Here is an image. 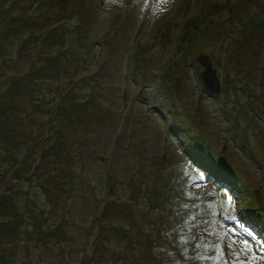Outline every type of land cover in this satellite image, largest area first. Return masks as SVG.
Wrapping results in <instances>:
<instances>
[{
	"label": "rangeland",
	"instance_id": "1",
	"mask_svg": "<svg viewBox=\"0 0 264 264\" xmlns=\"http://www.w3.org/2000/svg\"><path fill=\"white\" fill-rule=\"evenodd\" d=\"M0 11V195L45 229L0 239L15 244L13 264H131L128 239L147 231L167 243L164 264H264V0H0ZM201 53L218 94L201 85ZM58 128L65 154L45 166ZM66 170L82 182L71 192ZM166 203L182 217L161 236ZM101 223L119 230L104 241L113 255L94 252Z\"/></svg>",
	"mask_w": 264,
	"mask_h": 264
},
{
	"label": "trees",
	"instance_id": "2",
	"mask_svg": "<svg viewBox=\"0 0 264 264\" xmlns=\"http://www.w3.org/2000/svg\"><path fill=\"white\" fill-rule=\"evenodd\" d=\"M8 8H9V6H8ZM7 13H8V11H7ZM0 14H2V11H0ZM15 17H16V14L7 15L6 13H5V16H4V18L6 20H11L12 18H15ZM56 28H59V27H56ZM63 52H67V50H65ZM64 98H65V96L62 97V98H58L57 99V100H59L58 103L61 102ZM79 105H81V104H79ZM57 106L58 105L56 104L55 108H57ZM60 107L62 108L61 109L62 112H64V113H68L69 112V105L68 104H64V105L61 104ZM0 112H1L0 121H6V120L8 121L7 116L4 115L5 112L3 111V109L1 107H0ZM55 112L57 113L58 109H56ZM65 121L67 122L68 120L65 119ZM80 123H81V126H82V122H80ZM70 126L72 128L73 125H70ZM76 126H80V125H76ZM59 132L60 133L62 132L59 128L55 132L52 131L51 133H53V134L51 135V139H52L51 143L48 146L45 145L44 147L41 148V150H45V151H42V152H46V150L50 151L49 154L53 157V158H51L53 160V162L52 161H48L47 163H45V166L46 165L49 166V165L52 164V167H53V165L56 164L57 159L61 158L62 157L61 154L64 153V149H65L66 146H64V143L60 140V138H58V139L55 138L57 136V134L59 136ZM87 132L91 133L90 130L87 131ZM1 139L2 138L0 137V146L2 148H4V146H7V145L5 144V141L1 140ZM8 151L9 150H6V152H8ZM67 154L68 153H66V155ZM10 155H12V153H10ZM20 161H24V159L20 158ZM39 162H40L39 164H41V160H39ZM59 162L61 164V160H59L57 162V164ZM43 165H44V163H43ZM55 168H57V167H55ZM34 170H36V169L33 168V172H34ZM59 170H61V169H59ZM66 171H64V172H66ZM66 174L68 175V179L70 180V187H69L68 184H65L63 186V188H62V190L64 192H71V190H73L72 185H74L73 184L74 180H75L76 183L82 184V182L77 177H75L72 173L70 175L69 171H67ZM47 176H50V177L53 178V175L50 174V173ZM44 181H48V179H46V180L44 179L43 182ZM76 190L77 191L81 190L82 193H85V189L84 188L83 189L82 188H77ZM8 197H9L8 193L6 195H3V196L0 195V213H2V215L7 216V218L5 220L0 221V239L8 238V240L13 241V240H18L19 238H25L24 237L25 235H26L27 238H32L33 234L35 236H38V237L45 236V229L41 228L39 220L35 217L37 212L34 211V209H30L25 214L22 211L21 207H19V205H17L15 203L16 196L15 195L13 196V194H12V195H10L9 199H8ZM108 202H106V203L104 202L103 204H105V205L106 204H110V205L112 204L113 206L116 205V204L113 203V200H109ZM151 202H150V204H151ZM166 205L168 207H173L174 206V209H173L174 211L169 212V213L167 212L168 215L165 216V218H166L165 223L162 222L160 224V226H161L160 235L161 236H164L167 233V231L172 230V228H171L172 226L175 227V224H179L180 221H178L177 218L182 217L181 209L179 208L178 204L166 203ZM252 207H254L255 211H257V208L255 206H252ZM252 207H250V209H253ZM154 208L160 210L162 208V205L161 204H157V205H155ZM104 211H105V209L100 210L99 214L103 215ZM104 215L102 216L101 219H104ZM259 216H264V215L261 214ZM140 223L143 224V221L140 222ZM35 226L37 228H39V230L38 229L34 230L35 233H32L33 231H31V229L35 228ZM98 229H99V231H98V234L96 236L97 237V241H96V244H95L96 246H95V251L94 252H98V255H100V253H99L100 251H102V252H104V253H106L108 255L109 254L113 255L114 252L111 251V252H113L111 254L109 252V249L106 246H104V241L105 240H109V237L111 236V234L114 233V231H119V230H117L118 228L116 229V227H115V225L113 223H111L110 226H109L108 223H106V225L101 223V225H98ZM100 229H101V231H100ZM40 230H42V232H40ZM54 230H56V229H54ZM129 233H130V231H129ZM145 233H146V235L151 236V235L148 234L149 231H147ZM202 233L204 234L205 231H202ZM146 235L145 234L144 235L140 234V239H141L140 243H137V241L135 242L134 240H132V238H134L132 235H131L132 238L129 237L128 241L131 243L130 245L134 246V248H133L134 251L131 252L129 248H126L125 250L130 252L131 264H164V263H166L167 259L169 258L168 256L171 257V255L169 254L170 253V251H169L170 249L168 248L167 243H160L159 244V242L154 240V239H153V241L151 243H149V239H147L148 236H146ZM55 236H58V235H55ZM201 240H202L201 243H202V247H203L202 250L205 251L204 245H205V247H207L209 245L208 241L205 240V239L204 240L201 239ZM158 244L160 245L161 250H159L158 254L155 256L156 260H153V258L150 257V255H149L150 253H149L148 250H149L150 246L155 247ZM14 249H15V244L10 245V248H8L7 251L2 250V249L0 250V252H1L0 253V264H13V259L11 258V256H12V253L14 252ZM3 251H5V253ZM203 256L205 257L206 254H203ZM213 257H214V254L211 255V258H213ZM207 258H208V256H207ZM173 260L175 261L176 264H184V263H182V262H180L178 260H175V259H173ZM92 261H93L92 264H96L97 263V261L95 260V256L93 257ZM207 264H209V263L207 262Z\"/></svg>",
	"mask_w": 264,
	"mask_h": 264
},
{
	"label": "water",
	"instance_id": "3",
	"mask_svg": "<svg viewBox=\"0 0 264 264\" xmlns=\"http://www.w3.org/2000/svg\"><path fill=\"white\" fill-rule=\"evenodd\" d=\"M195 61L201 66L198 75L204 90L211 94H218L220 83L208 56L201 53L195 57Z\"/></svg>",
	"mask_w": 264,
	"mask_h": 264
},
{
	"label": "flooded vegetation",
	"instance_id": "4",
	"mask_svg": "<svg viewBox=\"0 0 264 264\" xmlns=\"http://www.w3.org/2000/svg\"><path fill=\"white\" fill-rule=\"evenodd\" d=\"M201 67V66H200ZM200 79V78H199ZM201 82V81H200ZM219 90H220V88H219Z\"/></svg>",
	"mask_w": 264,
	"mask_h": 264
}]
</instances>
